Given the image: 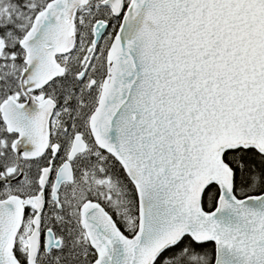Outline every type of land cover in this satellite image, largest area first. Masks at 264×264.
Wrapping results in <instances>:
<instances>
[{
    "label": "snow or ice",
    "instance_id": "obj_1",
    "mask_svg": "<svg viewBox=\"0 0 264 264\" xmlns=\"http://www.w3.org/2000/svg\"><path fill=\"white\" fill-rule=\"evenodd\" d=\"M0 264H264V0H0Z\"/></svg>",
    "mask_w": 264,
    "mask_h": 264
}]
</instances>
